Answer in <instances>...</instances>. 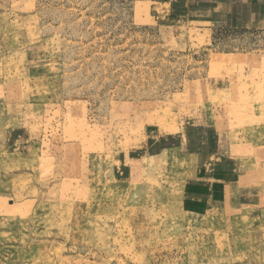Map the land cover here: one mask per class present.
Listing matches in <instances>:
<instances>
[{
    "label": "rangeland",
    "instance_id": "1",
    "mask_svg": "<svg viewBox=\"0 0 264 264\" xmlns=\"http://www.w3.org/2000/svg\"><path fill=\"white\" fill-rule=\"evenodd\" d=\"M23 9L0 21V264H264V31ZM206 151L234 173L191 210Z\"/></svg>",
    "mask_w": 264,
    "mask_h": 264
},
{
    "label": "crops",
    "instance_id": "2",
    "mask_svg": "<svg viewBox=\"0 0 264 264\" xmlns=\"http://www.w3.org/2000/svg\"><path fill=\"white\" fill-rule=\"evenodd\" d=\"M39 0H0V21L19 18L23 7L29 12L31 5ZM114 1V0H112ZM128 4L132 19L144 25L171 28H187L198 32H240L264 31V0H115ZM28 50V49H27ZM34 68V67H33ZM37 72V71H36ZM32 73V72H30ZM203 131V130H202ZM202 149H210L215 136L203 131L201 134ZM194 137L191 136L190 141ZM194 141V140H193ZM192 142V141H191ZM195 145V144H190ZM220 144L217 143V146ZM145 152H143L144 154ZM205 152H202V155ZM234 161L223 154H206L197 182H189L191 188L184 194L186 203L191 210L208 211L218 194L217 184L228 170L234 173L231 165ZM236 163V162H235ZM225 167H222V166ZM232 167H231V166ZM228 168V169H227ZM227 169V170H226ZM189 186V187H190ZM185 205V202H182Z\"/></svg>",
    "mask_w": 264,
    "mask_h": 264
}]
</instances>
